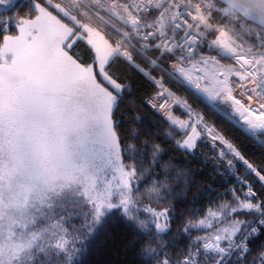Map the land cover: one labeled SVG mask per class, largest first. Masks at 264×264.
I'll use <instances>...</instances> for the list:
<instances>
[{"label": "snow or ice", "instance_id": "6c2138e0", "mask_svg": "<svg viewBox=\"0 0 264 264\" xmlns=\"http://www.w3.org/2000/svg\"><path fill=\"white\" fill-rule=\"evenodd\" d=\"M0 264H264V0H0Z\"/></svg>", "mask_w": 264, "mask_h": 264}, {"label": "trees", "instance_id": "16d2710c", "mask_svg": "<svg viewBox=\"0 0 264 264\" xmlns=\"http://www.w3.org/2000/svg\"><path fill=\"white\" fill-rule=\"evenodd\" d=\"M25 2H26V0H25ZM211 119L216 120L218 123H224L225 125L227 124V121H225L223 119V117H221L219 115H211Z\"/></svg>", "mask_w": 264, "mask_h": 264}]
</instances>
